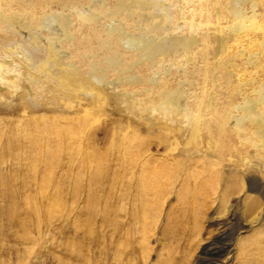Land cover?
<instances>
[{
    "label": "rangeland",
    "instance_id": "rangeland-1",
    "mask_svg": "<svg viewBox=\"0 0 264 264\" xmlns=\"http://www.w3.org/2000/svg\"><path fill=\"white\" fill-rule=\"evenodd\" d=\"M51 30L61 33L56 23ZM61 47L64 61L84 73L87 65ZM233 47L219 57L215 43L204 46L200 57L176 55L183 58L180 66L167 61L170 72L157 69L160 84L153 93L146 81L113 85L124 78L114 70L103 85L85 79L84 85H94L89 92L83 85L73 93L43 91L35 103L0 101V126L9 124L5 129L17 133L22 123L39 126L36 147L22 138L9 144L0 139V264H207L203 248L223 232L231 246L218 264H264L260 125L234 122L245 115L236 106L258 94L239 93L246 83L228 72L236 69L245 79L262 68L230 62ZM190 57L197 68L186 64ZM178 83L191 111L207 118L197 132L183 111L168 116L153 109L163 100L159 89ZM246 161L253 165H242ZM196 163L210 164L217 174L187 182L192 190L206 184L197 210L189 208L191 196L179 195ZM162 164L181 168L164 172ZM227 185L237 188L224 201L220 194ZM248 196L261 205L246 220L241 211Z\"/></svg>",
    "mask_w": 264,
    "mask_h": 264
},
{
    "label": "bare ground",
    "instance_id": "bare-ground-1",
    "mask_svg": "<svg viewBox=\"0 0 264 264\" xmlns=\"http://www.w3.org/2000/svg\"><path fill=\"white\" fill-rule=\"evenodd\" d=\"M247 5L250 11L246 10ZM53 23L59 26L61 33L51 30ZM209 43H215L218 57L235 45L230 62L241 59L248 66L262 68L261 72L257 69L256 75L245 79L236 69L228 72L230 79L238 73L241 81L238 82L246 83L237 90L239 93L252 90L253 94H258L256 98H245L236 106L245 111V115L236 114L234 122L239 126L247 121L257 122L260 125L257 135L262 140L258 149H264V108H260L264 107V0H0V101L15 104L19 99L20 103H35L43 91L51 95L58 88L64 93L78 91L85 79L103 85L107 83V71L114 70L123 74L125 80L119 77L113 85L126 80L133 84L146 81L153 84L148 91L157 92L154 85L160 81L155 76L159 69L167 71L170 68L169 65L165 68L167 61L180 66L179 60L183 58H174L176 55L184 53L198 57ZM61 46L67 49L66 55H76L87 65L84 73L64 61ZM207 55L204 53L201 58L207 59ZM188 63L198 67L193 57ZM181 66L186 77L190 73L188 66ZM93 86V83L84 85V92H89ZM157 95L164 101L154 103L156 112L169 116L183 111L181 116L187 118L191 130L196 132L200 125L207 124L203 112L193 113L185 102L188 99L181 83L173 88L164 84ZM212 105L217 108L214 103ZM225 124L226 121L222 128ZM8 126H0V139L4 138L5 143L22 138L36 147L37 122L15 125L18 133L15 128L5 129ZM197 164L187 169L185 185L179 191L181 199L192 197V203H187L189 208L196 210L207 189L206 184L199 182V187L192 190L186 186L187 182L200 176L214 177L210 164L200 167ZM242 165L253 164L246 161ZM169 168L178 172L181 166L162 164V171ZM231 180L237 185V177ZM236 188L225 186L221 198L226 201ZM243 204L241 212L246 220L261 205L260 200L252 196ZM223 233L203 248L207 264H218L227 255L231 239L229 234Z\"/></svg>",
    "mask_w": 264,
    "mask_h": 264
}]
</instances>
